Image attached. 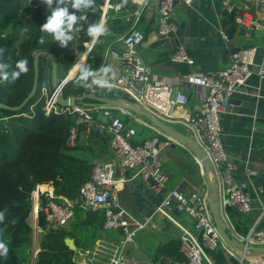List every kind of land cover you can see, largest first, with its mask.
Instances as JSON below:
<instances>
[{"label":"built area","instance_id":"built-area-1","mask_svg":"<svg viewBox=\"0 0 264 264\" xmlns=\"http://www.w3.org/2000/svg\"><path fill=\"white\" fill-rule=\"evenodd\" d=\"M174 1L158 0L160 39L170 40V34L179 27L174 17ZM177 2L190 6L194 0ZM224 7L226 12H233L232 22L244 29L246 38H251L257 30L264 31V0L260 1L256 13L249 10L235 13L228 0L224 2ZM100 9L101 18L106 19L110 11L121 12L123 6L120 1L104 0ZM124 18L129 22V27L116 40L121 44V48L109 46L105 49L101 64L84 94L103 97L99 92L105 89L116 90L124 96L117 100L149 111L165 123L181 124L191 133L190 136L204 150L210 161L220 190L219 204L224 210L223 219L228 220L226 206L236 208L244 214L249 213L253 209L252 193L259 196L261 190L252 186L250 178L255 171L247 164L244 166L245 179L237 181L233 178L232 174L237 169V164L229 160L224 147L220 115L227 107L228 100L241 90L244 93L256 90V97H261L259 90L264 81V57L262 61L255 62L257 46L247 44L239 47L230 55L231 59L223 69L191 73L162 82L151 76L150 67L137 51L144 39L136 26L138 14L134 13L132 17L125 15ZM220 34L223 40L227 41V35L223 31ZM91 46L92 42L89 43V48ZM170 59L174 63H192L182 43L172 52ZM253 75L258 78L259 83L256 85L250 82ZM67 81V76L59 79L60 92ZM179 84L194 87L200 98V103L186 116H175L172 113L174 108L188 102L187 94L177 87ZM40 96L44 102L45 114L53 112L73 116L72 125L65 138L67 148L76 146L82 127L101 135L107 134L109 146L120 158L122 168L134 169L140 180L155 194L166 189L168 176L163 168L161 155L171 146L172 138L150 124L152 135L142 143L136 144L135 128L126 126L122 119L114 114V110L119 108L102 103L98 105L75 103L73 106H63L58 103L56 92L52 90L50 84L40 88ZM99 110L107 117L104 123L94 115ZM122 111L133 114L128 110ZM88 164L91 165L90 178L79 187L77 195L68 201L58 200L54 194L38 189V186L31 191L29 217L33 222L32 229L42 231L39 225L40 215L43 216L46 228L58 229L69 226L77 209L101 210L102 230H116L119 237L118 244L105 264H136V259L131 257L132 246L137 233L144 229L146 218L145 220L135 218L122 206L117 187L120 180L116 176V166L113 163L89 160ZM209 193L208 188L204 186L188 192H184L179 186L172 187L156 208V212L180 230V248L186 256L185 264H214L208 250H214L223 244L210 212ZM257 199L259 200V197ZM171 201L181 214L191 219L192 228H188L174 217L170 207ZM241 240L244 246L240 264H264V252L245 256L249 253L247 246L264 245V228H251ZM35 251L36 248L33 249V253ZM80 253L87 259L82 264H97L98 253L95 250L85 248Z\"/></svg>","mask_w":264,"mask_h":264},{"label":"trees","instance_id":"trees-1","mask_svg":"<svg viewBox=\"0 0 264 264\" xmlns=\"http://www.w3.org/2000/svg\"><path fill=\"white\" fill-rule=\"evenodd\" d=\"M103 1L0 0V67L6 72L0 83V103L17 106L30 92L34 77L33 55L37 51H47L56 59L59 79L72 67L67 74V78H71L79 66L73 65L76 55L93 40ZM120 1L123 10L108 13L105 31L97 36L76 74L62 88L63 96L78 97L76 104H100L95 98L80 96L89 87L106 47L129 27V22L124 20L125 12L133 11L137 5L131 0ZM61 8L76 19L71 22L72 27L67 26V21L62 24L63 36L57 38L56 31L44 29L43 25ZM21 62H24L23 70L19 67ZM50 73V61L40 56L35 94L18 111L0 108V241L8 247L7 255L0 256V264H77L73 260L75 251L65 240L71 238L78 249L99 238L103 221L101 210L77 209L69 228L58 229L46 228L40 215L42 232L38 234L37 252L32 261L33 230L28 222L31 191L37 185L50 184L54 195L71 199L91 175L88 161L92 158L78 154L79 146H65L73 116L45 114L40 88L50 84ZM99 95L109 99L124 97L119 91L109 89ZM116 110L114 114L118 115L119 110Z\"/></svg>","mask_w":264,"mask_h":264},{"label":"crops","instance_id":"crops-1","mask_svg":"<svg viewBox=\"0 0 264 264\" xmlns=\"http://www.w3.org/2000/svg\"><path fill=\"white\" fill-rule=\"evenodd\" d=\"M116 1L120 0H113V2ZM131 1L137 6L133 11L125 12V15L132 17L134 13L138 14L139 20L136 26L144 36L137 51L150 67L151 76L158 81L181 78L196 72L223 69L231 59L230 56L227 58L223 55L233 47H241L247 44L256 45L258 50L255 62L262 61L264 57L263 30L255 31L249 39L235 34L231 40L224 41L220 34L223 31L220 18L221 12L225 10L224 2L226 0H194L190 6L177 3L174 10L175 21L179 25L184 23L187 29L188 36L181 37L180 41L192 63H174L170 58L172 52L178 47L177 42L160 39L158 36V0ZM228 1L235 13L240 10L256 13L261 0ZM105 20L101 18L98 22L92 43L99 34L105 31ZM230 24L233 22L231 21ZM109 46L121 48L118 41L107 47ZM88 48L89 43L81 52L80 60L73 65L79 64L80 66L84 62L89 52ZM71 78L67 79L70 80ZM250 82L255 85L258 84L257 76L253 75ZM177 87L187 94L188 102L186 105L174 108L172 113L175 116H186L200 103V98L192 86L179 84ZM259 92L261 97L258 98L255 95L256 90L249 93H244L241 90L235 93L232 98L238 104L225 108L220 115L221 137L224 147L229 160L237 164V169L232 174L233 178L237 181L245 179L244 166L247 164L255 171V174L250 178L251 184L254 188L261 190V193L259 196L252 193L253 209L249 213H241L236 208H232L229 212L225 210L228 220L223 219L224 210L219 204L221 225L232 244L220 235L223 244L214 250H208L214 264H240L244 246L241 238L253 227L264 228V81L261 83ZM117 110H119L117 116L122 119L125 125L133 127L137 131V136L134 138L137 143H142L144 139L152 135L153 131L149 127L150 122L147 119L134 113H123L122 110L124 109L119 108ZM172 126L189 136L191 134L181 124H172ZM138 129L142 130L141 135L138 134ZM108 139L107 134L101 135L98 132L87 131L85 127H82L76 144L79 146L77 153L87 157V159L92 158L90 160L113 163L116 166V176L120 180L117 187L122 206L135 218L140 220L146 218L144 229L137 233L134 240L131 257L136 259V264H185L186 256L180 248V230L159 212H156V208L168 190L176 186H179L184 192H188L203 186L209 190V186L212 184L218 188L219 201L220 190L213 174L201 166L184 146L172 139L171 146L164 150L161 155L162 165L168 176L167 186L164 191L155 194L140 180L134 169L121 167L120 158L111 150ZM172 144L175 146L173 147ZM42 185L45 187L44 189L41 188ZM37 186L38 189L47 190L54 194L50 184ZM55 198L61 201L69 200L63 195H55ZM183 216L184 214L181 216L174 215L181 223L192 228L191 219L190 221L186 220ZM118 238L116 230L104 231L101 226L99 238L94 243L84 248H76L73 255L74 262L77 264L86 262L85 255L80 252L82 249L89 248L98 253L97 264H105L118 244ZM247 247H255L256 249H249V253L245 254L246 257L251 253H258L257 248H264V245H249ZM138 251L144 257L140 256Z\"/></svg>","mask_w":264,"mask_h":264},{"label":"water","instance_id":"water-1","mask_svg":"<svg viewBox=\"0 0 264 264\" xmlns=\"http://www.w3.org/2000/svg\"><path fill=\"white\" fill-rule=\"evenodd\" d=\"M177 3H178L177 0H175L174 5H176ZM232 18H233V12L227 13L226 10H223L221 12L220 25H221V28L223 29L224 33L227 35L228 40H231L235 34L237 36H240V37L244 36V29L242 27H237V25H235V24H230V22L232 21ZM170 36H171L170 41L171 42L176 41L177 45L179 46L181 44L180 38L184 37V36L185 37L188 36V32H187V29H186L184 23H180L178 29L174 33H171ZM238 48L239 47L231 48L229 51H227L223 55V57L228 58V56H230L232 53L236 52L238 50ZM89 49H91V48H88V50ZM40 56H44L51 63L50 87L52 88L53 91L56 92L58 103L63 105V106H73L76 103V99L78 98L77 96H74V95L63 96L62 92H60V90H59V78L57 75L56 59L52 56V54H50L47 51H37L33 55L34 77H33V83H32V87H31L30 92L27 94V96L22 100V102L19 105L8 106L6 104L0 103V108H6V109H9L11 111H18L23 106H25V104L29 101V99L35 94L36 88H37V80H38V58ZM0 70L2 72V77L0 78V83H1L5 79L6 72L1 67H0ZM83 97L95 98V99L99 100L100 103H102V104H105L107 106H111L114 108H120V109L128 110L134 114H137V115L147 119V121H149L153 127L159 129L165 135L172 138L175 142H178L179 144L184 146V148L186 150H188L190 153H192L194 155V157L201 164V166H203L207 171L209 170L213 174L211 164H210V161H209L206 153L196 143V141L194 140L193 137L177 130L171 124L163 122L162 120H160L159 118H157L156 116L151 114L149 111H146V110L141 109V108H137L136 106H134L131 103L123 102V101H120L117 99H109V98H103V97L91 96V95H85V94L80 96V98H83ZM237 104H238L237 101L231 97L228 100V105L226 108L232 107V105H237ZM96 118L100 122H103V123L106 122V120H107V117L103 114L102 110H99L97 112ZM172 146L174 147L175 144H172ZM209 192L210 193H209V197H208V204H209V208H210V212H211L214 224H215L217 230L219 231L220 235L222 236V238L224 240H226L228 243L232 244V242L227 237V235L224 232L222 225H221L220 212H219V201H218V188L211 184L209 186ZM170 207L172 209L173 215L181 216V212L175 208L173 201L170 202ZM231 209L232 208L230 206H226L225 210H226V212H229ZM183 217H184V219L190 221V218L188 216L184 215ZM65 241L72 250H74V251L76 250V246L74 245V242L71 238H67ZM247 249H256V248L255 247L254 248L247 247ZM257 249H258V252H264V248H257ZM137 253L140 256H143V254L141 252L138 251ZM34 257H35V252L33 253L32 261H33Z\"/></svg>","mask_w":264,"mask_h":264},{"label":"clouds","instance_id":"clouds-1","mask_svg":"<svg viewBox=\"0 0 264 264\" xmlns=\"http://www.w3.org/2000/svg\"><path fill=\"white\" fill-rule=\"evenodd\" d=\"M50 3L51 0H48ZM78 6V4H77ZM76 17L73 15H68L66 10L61 8L56 11H54L51 18L48 20L47 23L43 25L44 29H47L49 31H56L57 38H60L63 36V31L61 30V25L64 24L66 21L68 22L69 27L71 26V22L75 20ZM97 29H94L93 31H96ZM70 38V37H68ZM19 67L23 70L24 69V62H21ZM0 249L3 251L0 252V256H6L8 253V247L7 244L3 241H0Z\"/></svg>","mask_w":264,"mask_h":264},{"label":"rangeland","instance_id":"rangeland-1","mask_svg":"<svg viewBox=\"0 0 264 264\" xmlns=\"http://www.w3.org/2000/svg\"><path fill=\"white\" fill-rule=\"evenodd\" d=\"M66 24H67V26H69V25H68V22H67ZM70 27H72V23H71V26H70ZM85 48H86V45H85ZM80 54H81V52H79V53L76 55V57H75V59H74V63L78 60V58L80 57ZM48 85H49V84H48ZM38 95H39V91H38ZM138 134L141 135V134H142V130L138 129ZM28 222H29L30 225H32V228H33V222L31 221V218H30V217H28ZM35 231H36V232H35ZM40 232H42V231H39L37 228L33 230V235H32L33 249L36 248L37 240H38V234H39ZM36 252H37V250L35 251V254H36Z\"/></svg>","mask_w":264,"mask_h":264},{"label":"bare ground","instance_id":"bare-ground-1","mask_svg":"<svg viewBox=\"0 0 264 264\" xmlns=\"http://www.w3.org/2000/svg\"><path fill=\"white\" fill-rule=\"evenodd\" d=\"M79 60H80V57L78 58L77 61H79ZM77 61H76V62H77ZM37 188H38V187H37ZM41 188L44 189L45 187L42 185ZM32 230H33V229H32ZM35 232H36V231H35ZM31 249H33V248H31Z\"/></svg>","mask_w":264,"mask_h":264}]
</instances>
